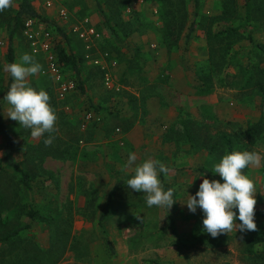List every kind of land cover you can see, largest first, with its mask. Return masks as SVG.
I'll use <instances>...</instances> for the list:
<instances>
[{"label":"rangeland","instance_id":"rangeland-1","mask_svg":"<svg viewBox=\"0 0 264 264\" xmlns=\"http://www.w3.org/2000/svg\"><path fill=\"white\" fill-rule=\"evenodd\" d=\"M31 1L47 19L37 27L52 29L56 52L62 46L80 57L86 93L77 84L61 99L58 83L44 72L43 53L33 51L24 28L17 31L15 62L27 53L42 65L28 82L49 94L57 121L53 133L34 139L31 129L7 117L4 102L17 158L37 184L29 191L11 169L0 174V264H264V160L242 170L257 192V231L213 238L203 231L202 210L192 213L186 205L204 178L215 179L199 169L212 170L229 152L223 133L234 151L264 157V0H251L250 13L245 0H201L189 42L194 0H100L108 21L96 0L64 1L68 19L46 0ZM20 2L0 12V102L8 91L7 43ZM85 18L100 34L90 49L74 30ZM63 70L77 82L70 66ZM203 78L208 94L201 92ZM149 99L175 118L147 121ZM95 105L102 107L101 120L84 125V113ZM49 135L53 143L45 146ZM0 153L1 163V133ZM129 153L137 163L152 158L170 168L159 175L165 191L175 189L170 209L148 207L143 193L125 185L133 174L121 171ZM31 202L42 213L30 222ZM27 222L29 228L3 240Z\"/></svg>","mask_w":264,"mask_h":264},{"label":"clouds","instance_id":"clouds-1","mask_svg":"<svg viewBox=\"0 0 264 264\" xmlns=\"http://www.w3.org/2000/svg\"><path fill=\"white\" fill-rule=\"evenodd\" d=\"M12 3L13 0H0V12L10 8ZM4 70L13 78L3 97L9 105L7 117L17 121L20 126L31 129L34 139H39L45 133H53L56 130L57 115L50 104V96L43 88L37 91L28 82L29 77L42 71V65L32 55L25 53L19 62L7 64ZM53 139L49 135L44 140L45 146H50ZM137 159L135 153H129L126 163L121 167L122 172L133 173L125 185L135 192L143 193L148 207L161 206L170 209L175 202V189L168 188L165 191L159 179L160 173L167 176L170 168L152 158L140 163H137ZM262 160L264 157L254 151H232L226 152L219 162L213 164L212 173L219 174L223 183L221 180L204 178L196 194L189 195L186 202L190 212L195 213L197 207L202 210L204 232L216 238L238 230L257 231V192L254 181L242 170L249 166L259 167ZM234 209H238V216ZM237 219L239 224L236 223Z\"/></svg>","mask_w":264,"mask_h":264},{"label":"trees","instance_id":"trees-1","mask_svg":"<svg viewBox=\"0 0 264 264\" xmlns=\"http://www.w3.org/2000/svg\"><path fill=\"white\" fill-rule=\"evenodd\" d=\"M97 4H98V8H99L101 14L104 15L103 16L104 19L108 21L109 19H108L107 15L104 13L103 6L101 5V2H99V0H97ZM245 5H246L247 12L250 13V11H251V0H245ZM200 6H201V0H194V7H195L194 20L192 21L189 32L186 34L187 42H189L192 38V33L194 32V28H195L196 23H197V17L199 15ZM26 18H40V19L47 21V19L45 17H43L37 11V9L32 4L31 0H21L20 4L18 6V9L16 10L15 16L13 17L12 26H11L9 36H8V43H7L8 64L15 62V60H16L15 37H16L17 31L20 28L24 27L23 26L24 20ZM50 26L56 29L55 26H53V25H50ZM56 30L58 31L59 28H57ZM61 32L63 33L62 29H61ZM208 33H209V37H210L212 34L211 31H209ZM216 34H218V33H216ZM58 57H59V60L63 66L68 65V66H70V68H72V70L74 71V74H75V78L77 80L79 90L82 91L83 93H86L85 81L81 75L80 57H78L73 52L68 53L66 51V49L63 48L62 46L59 47ZM203 80H204V85L201 87V92H202V94H208L212 91V88L206 82V78H203ZM12 82H13V78L10 75L9 83H8V90H9ZM4 102H5L4 99L0 102V133L2 134L3 139H4V155H3L4 157L0 163V174L4 173L5 171H8V169H11L13 171V176L16 178L17 183L21 184L24 188L29 189V191H35L37 182H35L33 176L31 175V172L29 171V169H27L17 158L16 140H15V137H14L9 125L7 124V122L4 118L3 113H2ZM91 105L93 106L94 104H91ZM89 110H92V108ZM93 110L100 112V110H102V107L95 105L93 107ZM223 138L227 144L229 152L234 151L233 139L227 133H223ZM199 170L208 177L215 178L216 180H221L219 174H213L211 169L201 167ZM120 183L121 182L118 181L116 186H119ZM221 183H223L222 180H221ZM112 195H113V191L111 192L110 198L112 197ZM0 201H2L1 195H0ZM234 211L238 212V209H234ZM25 213H26L27 219H29V221L31 222V221L35 220L36 216L39 213H42V212L40 209H38L36 207V205L33 202H31L28 205ZM105 213L106 212H104V214L102 215L101 218L104 217ZM30 222H27L26 225L19 226V227L15 228L13 231H10L7 235L2 237L3 240L10 239V238L18 235L24 228H29L31 226ZM109 244H111V241L109 242Z\"/></svg>","mask_w":264,"mask_h":264},{"label":"built area","instance_id":"built-area-1","mask_svg":"<svg viewBox=\"0 0 264 264\" xmlns=\"http://www.w3.org/2000/svg\"><path fill=\"white\" fill-rule=\"evenodd\" d=\"M64 1L66 0H46L45 3L48 7H53L58 2V11L60 16H62L63 19H68L69 11L67 6L64 4ZM38 20L39 18H26L23 25L24 34L30 40L33 51L35 53L42 52L44 54L47 64L44 72L51 74L58 83V96L63 99L76 89L77 82L72 78L65 77L63 65L60 62L58 53L55 50L56 39L52 33V29L45 28L40 30V28L37 27ZM74 30L78 33L79 37L85 41L88 49L91 48L93 41L97 40L100 36L99 32H97L96 29L89 24V18H85L82 26H75ZM105 56H109L108 53H106ZM93 61L95 64L105 68L103 61L100 59L96 58ZM107 73L108 72H105L104 79L105 84L110 88L112 86V81L109 73ZM83 118L84 125L88 124L90 121L101 120L100 114L94 110H87L84 113Z\"/></svg>","mask_w":264,"mask_h":264},{"label":"crops","instance_id":"crops-1","mask_svg":"<svg viewBox=\"0 0 264 264\" xmlns=\"http://www.w3.org/2000/svg\"><path fill=\"white\" fill-rule=\"evenodd\" d=\"M67 1V0H66ZM97 1V0H96ZM100 2V0H99ZM58 2L56 3L55 6L58 7ZM102 5V3H101ZM103 6V5H102ZM56 7H51L49 9H53ZM99 9V8H98ZM100 11V10H99ZM38 19V18H37ZM40 19V18H39ZM51 27V26H50ZM44 55V54H43ZM45 57V56H44ZM82 75V73H81ZM83 78V77H82ZM148 104V105H147ZM155 104H158L157 101H153V99H149L146 103V107H147V114L145 115V119L147 121H161V122H166V120H173L175 117H172L170 115L167 114L166 110L161 109V110H157V108H155ZM152 105H154V107H152Z\"/></svg>","mask_w":264,"mask_h":264}]
</instances>
